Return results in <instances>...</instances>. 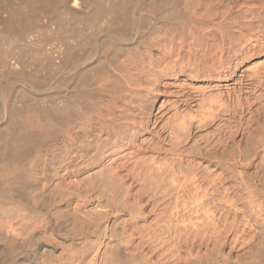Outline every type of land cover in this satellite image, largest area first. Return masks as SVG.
I'll return each mask as SVG.
<instances>
[{"label": "bare ground", "instance_id": "6f19581e", "mask_svg": "<svg viewBox=\"0 0 264 264\" xmlns=\"http://www.w3.org/2000/svg\"><path fill=\"white\" fill-rule=\"evenodd\" d=\"M89 2L0 0V30L31 12L87 16ZM99 2L90 53L60 62L67 86L86 77L85 101L47 104L51 82L0 76V264H264V0ZM19 92L47 105L22 110ZM159 133L170 162L152 224L139 196L154 168L135 137ZM75 247L85 257L65 262Z\"/></svg>", "mask_w": 264, "mask_h": 264}, {"label": "rangeland", "instance_id": "374dc122", "mask_svg": "<svg viewBox=\"0 0 264 264\" xmlns=\"http://www.w3.org/2000/svg\"><path fill=\"white\" fill-rule=\"evenodd\" d=\"M88 1H90L89 3H91L93 5L92 6L93 8H92V12H91L92 14L90 13L87 16L86 15H81V16L79 15L78 16V15H76L74 13H71L73 11H71V10L68 11L67 9H64V8L61 7L62 9H60V12H58L59 14L56 15L53 19H51L50 21H48L46 23L44 22L45 20L43 21L44 22L43 23L42 20H40V18H38L37 16L33 15V13L31 12L30 15H29L30 16V18H29L30 21L27 18L28 21L26 20L25 25L23 27L19 28L20 29L19 32H17V31L16 32L8 31V33H7V31L5 32L3 30H0V67H1L0 68V76H3L5 74H8V76H9V74H11L9 72H12L14 74V73H18V71H21V72H23V74L25 76H32V77L39 78L43 82H45L47 84H49L51 82L52 85L49 88V90H50L49 92L51 93L52 96H50L47 99V101L49 100L48 102L53 101V103H54L55 100L60 101L61 99L64 101L67 98H69L70 97L69 95H71V94H72L71 95L72 96L71 99L72 98L76 99V97H77L79 100L85 101L84 97L86 96V98H87V95H85V94H87V92H88V91L85 92V89L87 88V86L89 84V82H87L86 77L85 78H81V79H77L72 84L74 87L71 86V85L69 87V86H67V84H68L67 81H68L69 77H66L67 76L66 74L62 75L59 70H60V67H61L60 66L61 65L60 62L62 61V59L64 58L65 53H66V48L69 47L71 50H73L71 52H73V54H75V55H77V53H79V52L83 53V54L84 53L86 54V52L90 53L91 47H93L91 41L92 42L97 41L100 31L104 27L103 24L107 25V23L105 21H103V23H102V21H101L102 19H100V20L98 19V18H100V16L98 17V15L100 13L99 12L100 11V4L102 5V3H100L99 0L98 1L97 0L96 1L88 0ZM108 2H109L108 3L109 6H108V4L106 6L108 8H110L111 0H108ZM97 3L99 5H97ZM20 7H21L20 10H22V11L27 9L26 6H24V5H21ZM22 7H25V8H22ZM169 11L167 13L170 14L171 11L170 12ZM23 12H26V11H23ZM88 16H89V18H88ZM160 16L162 17L163 15L161 14V15H159V17ZM47 23H48L49 26L47 25ZM97 24H99V25H97ZM65 25H66V28H65ZM58 27L62 28V29H59ZM70 30H72V31H70ZM85 36H87V37H85ZM89 39H91V40H89ZM74 41H75V43H74ZM74 44L77 46L76 50H75V47H74L75 45ZM72 45H73V47H72ZM78 45H80V46L78 47ZM78 48H80V50ZM10 49H11V51H10ZM16 52H18L19 54L16 53ZM18 55H19V58H18ZM16 56H17V59H16ZM15 59H16V61H14ZM19 59H20V61H19ZM15 62H17V63H15ZM19 62H20V64H18ZM25 62H27V63H25ZM29 62H31V63H29ZM99 66H101V64H99ZM58 67H59V69H58ZM13 68H16V69H13ZM59 73L61 75H59ZM53 77H54V79H53ZM63 79H64V81H63ZM84 82H85V84H84ZM160 85L161 84L159 83V84H157L156 87L157 88H161L162 85L161 86ZM76 92H78L77 95H76ZM53 93H55V94L53 95ZM21 95H22V93L20 94V92H19L17 99H15V101H16L15 105L17 107L21 108L22 110L23 109L25 110L26 108H28V109L29 108H40L43 105L51 104V102L50 103L47 102V104H45V102H43V101H45V99H43V101H42L40 98L35 99V101H34V99H32V101H31L32 103H31L29 101L30 100L29 97H27L25 95H24L25 96L24 97L23 95L22 96ZM79 96H80V98H79ZM82 97L84 99H81ZM54 98H55V100H54ZM59 98H60V100H59ZM146 99H147V101H146ZM79 100H77V101H79ZM151 100H152L151 98L147 97L143 93L141 95V98L137 99L135 101L139 105V107H141V109H143L145 112H148V111H150V109L152 107L157 105V104H154V102H151ZM82 101H80V102H82ZM55 103H56V101H55ZM136 112H137V117H141V116L144 115V114L140 113V111H136ZM147 116H148V114L143 116V117H147ZM159 135H161V134L160 133L158 135L154 134V136L151 135L152 137L150 135H148V134H146V135H136V137H135V142L138 143V144L141 143L140 145L142 146L141 150L139 151V153H140L139 155L140 156L142 155L143 157L146 155L144 157V158L147 157L145 159V161H146L145 164L147 165L149 163L150 165L148 164L147 166L148 167L150 166V167L154 168L152 173L154 175H156L155 177L153 175V177H152L153 179L150 180L149 182H147L146 184H144L145 186L143 185L141 187L142 188V193H140V196H139V197H141L140 201L144 205L143 206L144 207L143 210H144V213L147 215V220H148V222L153 221V222H151L152 224L155 223V221H156L155 219L157 218V216L158 215L160 216V214H161V212L163 210V207L166 204V202L164 201L165 200L164 199L165 198V196H164L165 194L163 193L164 192L163 190L165 188L163 187L164 186L163 182H161L160 179L162 178L161 177L162 173H163L162 171H164V168L167 166V163L170 162L169 155L167 156L165 154V151L163 150L165 145H164V143L162 141L161 136H159ZM146 138H148V139H146ZM143 140H145V141H143ZM149 140H150V142H148ZM144 148L146 149V151H144L145 150ZM182 161L184 163L186 162L185 159H182ZM163 163H165V164H163ZM173 168H176L175 165L173 166ZM176 170H177V168H176ZM174 172L177 173V171H174ZM174 172L172 171V174ZM172 174H170V176ZM179 175L180 174L177 173V174H174L172 176L173 177H178ZM134 184L135 185L133 186V190L136 191L137 189H139L140 184H138V183H134ZM143 192H145V193H143ZM158 192H160V193L158 194ZM148 210H151V212L148 211ZM117 222H118L119 225L117 223H115L114 227L116 229H118V228L120 229V226L122 225L123 221H122V219H120ZM160 237H162V236H160ZM160 237L158 238V240H161ZM18 239H19V241H17ZM18 239H16L17 244L19 243L20 245H23V246L25 245L26 246L29 243L28 247L26 246L27 249H29V248L31 249V248L34 247L35 243L33 241H32V243H30L31 241L28 242V239H26L23 236H19ZM26 240H27V243H25ZM158 242H160V241H158ZM77 247H75V249H77ZM78 249H77V251L75 250L76 252H73V253H75V255L69 254L68 257H66L67 253H64V252L62 253L61 252V254H63L62 257L64 259L65 258L68 259V262H70V263L71 262L72 263L73 262L74 263H78V262L80 263L82 261L81 259H83V257H85L86 253H85L84 250L81 249L82 250L81 251L79 249L80 250L79 251ZM64 254H66V256ZM83 254H85V255H83ZM71 256H72V259L74 258L73 260L71 259L72 261L69 259ZM78 257H79V259H78ZM63 258H62V260L65 261L66 259L64 260ZM65 262H67V260ZM62 263H64V262H62Z\"/></svg>", "mask_w": 264, "mask_h": 264}]
</instances>
